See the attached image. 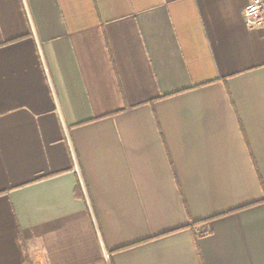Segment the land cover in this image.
<instances>
[{
    "label": "crops",
    "instance_id": "1",
    "mask_svg": "<svg viewBox=\"0 0 264 264\" xmlns=\"http://www.w3.org/2000/svg\"><path fill=\"white\" fill-rule=\"evenodd\" d=\"M250 1L0 0V264H264Z\"/></svg>",
    "mask_w": 264,
    "mask_h": 264
},
{
    "label": "built area",
    "instance_id": "2",
    "mask_svg": "<svg viewBox=\"0 0 264 264\" xmlns=\"http://www.w3.org/2000/svg\"><path fill=\"white\" fill-rule=\"evenodd\" d=\"M247 25L252 28L264 24V0H251L244 12Z\"/></svg>",
    "mask_w": 264,
    "mask_h": 264
}]
</instances>
